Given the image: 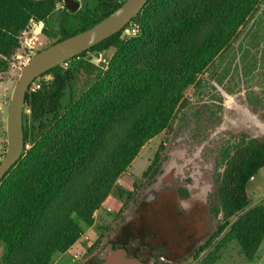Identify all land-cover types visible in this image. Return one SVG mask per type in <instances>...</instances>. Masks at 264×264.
I'll use <instances>...</instances> for the list:
<instances>
[{
    "label": "trees",
    "instance_id": "trees-1",
    "mask_svg": "<svg viewBox=\"0 0 264 264\" xmlns=\"http://www.w3.org/2000/svg\"><path fill=\"white\" fill-rule=\"evenodd\" d=\"M126 1L0 0V73L32 20L45 23L44 35L58 28L53 45ZM130 27L135 35L125 34ZM263 46L264 0H151L123 31L42 75L51 79L26 95L22 158L0 185L1 262L53 264L69 251L141 150L174 120L193 122L203 136L219 124L222 97L204 78L210 68L219 86L228 77L251 82L263 69ZM96 53L110 58L106 67L92 63ZM222 163L217 234L227 229L224 241L253 262L264 243V205L250 208L247 190L264 169V140L242 136Z\"/></svg>",
    "mask_w": 264,
    "mask_h": 264
},
{
    "label": "rangeland",
    "instance_id": "rangeland-1",
    "mask_svg": "<svg viewBox=\"0 0 264 264\" xmlns=\"http://www.w3.org/2000/svg\"><path fill=\"white\" fill-rule=\"evenodd\" d=\"M58 7L61 8V4H58ZM258 16L259 14H257V17ZM254 21L255 19L250 21L248 28ZM43 24L44 29L45 23L43 22ZM33 28L34 27L30 25V35ZM248 28L244 29L234 48L241 42ZM136 32V27H130L125 31L126 34L130 35H135ZM59 37L60 35L58 34L57 27L51 26L46 35H44L42 31L39 36L38 51L35 54L49 47L52 42L56 41ZM21 56L24 57L20 58ZM26 57L25 52L18 50L16 55L8 60L7 72L0 73V163L7 149L6 130L9 104L14 87L25 68L24 64L26 62ZM228 57L229 55L227 58ZM219 64L220 62L217 61L216 65ZM214 69L215 67L210 68L208 74L206 73L204 75V78L206 82L215 86L222 97V101L219 102V105L222 107L223 115L222 118L219 119L217 129L213 131L207 129V133L203 136L202 131L197 133L196 124L193 122L190 126L184 127L181 118L180 120H174L172 130L161 133L141 150L139 156L134 160L132 165L118 179L108 199L102 204L99 210L95 212L93 225L85 229L81 239L69 251L65 254L58 255L54 259L53 264H83L85 260L94 256L106 243L116 238L119 233V227L122 225L123 220L128 217L129 209L126 196L123 198L120 197L118 191L122 190L127 194L128 189H130L129 184L137 179L135 176H140L146 170L147 164L153 160L161 145L165 144L162 156L164 159L165 157L168 158V161L165 163L166 167H172V165L175 164V166L178 167V171L180 170L181 172L186 165H197L198 161L202 162L204 160H209L212 163L213 172L216 176L221 148H229L242 136L264 140V93H261L258 88L261 87V81L264 80V70L260 71V73L263 71L261 75H259L260 79L255 82L253 81L254 83L252 84L244 80L243 77L241 79L236 77V80H229L226 85L227 88H225L219 86L211 78ZM50 79V76L40 78V82L49 81ZM228 88L233 89L231 93L227 92L226 89ZM253 88L255 92H257L255 94L256 97H260L257 99L258 102H256V99L250 101L248 97ZM192 92L188 94V97L191 98V103L195 105L199 102V97L193 96ZM204 99L208 100L209 97L206 95ZM25 111L27 112L26 109ZM178 147H184L185 149H178L180 150L178 151L175 149ZM211 182L209 193L212 196V200H214V204L219 205V200L217 198L218 183L215 182L214 179ZM142 192L143 190L140 189L138 194ZM247 192L250 208L257 205H264V169L250 181ZM235 220L236 218L231 219V223ZM155 223L156 222H152V220H147L142 228L144 230L156 229L158 226H155ZM226 232L227 229H224L214 238L200 245L198 253L182 264H204L212 258L214 260L213 264H264V243L260 247L255 261L248 262L240 246L236 242L224 241ZM0 264H3L1 258Z\"/></svg>",
    "mask_w": 264,
    "mask_h": 264
},
{
    "label": "flooded vegetation",
    "instance_id": "flooded-vegetation-1",
    "mask_svg": "<svg viewBox=\"0 0 264 264\" xmlns=\"http://www.w3.org/2000/svg\"><path fill=\"white\" fill-rule=\"evenodd\" d=\"M263 50L264 46L259 56L260 67L263 64L261 59L264 55ZM261 70L258 69L259 72ZM253 75L256 77L251 82L248 81L251 84L259 80L261 74L254 73ZM228 80H231V77L227 78L222 87L228 84ZM261 82L262 85L258 88L261 93H264V80ZM232 90L231 88V92ZM256 93L254 88L250 91V96H248L250 101L256 99L258 102L257 99L260 97H256ZM208 97L210 99V96ZM208 100L205 102L210 103ZM222 115L221 111L220 118ZM216 129L217 125L210 130ZM164 147L165 144L160 146L153 160L147 164L146 170L140 176H135L137 179L129 184L130 189L126 194L129 207L128 217L123 220L116 238L110 241L126 248L130 255L140 260L141 264H182L198 253L200 245L215 237L218 226L223 221V214H217V209L221 204L218 193L219 178L224 172L222 160L226 147L221 148L216 176L209 160L198 161L197 165H186L181 172L175 164L172 167H166L165 163L168 158L164 159L162 156ZM157 156H160V160L154 166ZM152 166H154L153 171L145 175ZM160 179L164 186L163 190L157 193L156 197L146 200L145 191L147 192ZM213 179L218 183L219 205L214 204L209 193ZM140 189L143 192L138 194ZM147 220L156 222L155 226L158 228L144 230L142 226L144 227ZM94 256L85 260L83 264H99V262H93Z\"/></svg>",
    "mask_w": 264,
    "mask_h": 264
},
{
    "label": "water",
    "instance_id": "water-1",
    "mask_svg": "<svg viewBox=\"0 0 264 264\" xmlns=\"http://www.w3.org/2000/svg\"><path fill=\"white\" fill-rule=\"evenodd\" d=\"M151 0H127L120 8L91 29L59 41L35 54L23 69L12 93L7 115V149L0 163V185L20 162L24 151L23 114L26 95L42 75L123 31ZM99 61V62H98ZM101 61V62H100ZM110 58L96 53L92 63L106 67ZM164 186L160 179L147 192L145 199L156 197ZM99 264H141L128 250L115 242L106 243L94 256Z\"/></svg>",
    "mask_w": 264,
    "mask_h": 264
},
{
    "label": "built area",
    "instance_id": "built-area-1",
    "mask_svg": "<svg viewBox=\"0 0 264 264\" xmlns=\"http://www.w3.org/2000/svg\"><path fill=\"white\" fill-rule=\"evenodd\" d=\"M30 25L33 26V30L31 31L30 35ZM43 22H36L31 21L28 27L22 32L20 39L21 47L19 51L26 53V62L24 66H26L31 58L34 56V54L38 51L39 46V36L41 35L43 31ZM126 34V33H125ZM24 56H21L20 58H23ZM34 90H38L41 88V82L40 79L32 84Z\"/></svg>",
    "mask_w": 264,
    "mask_h": 264
}]
</instances>
